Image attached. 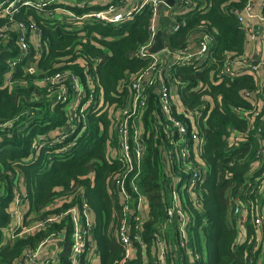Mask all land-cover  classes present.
<instances>
[{
	"label": "trees",
	"instance_id": "1",
	"mask_svg": "<svg viewBox=\"0 0 264 264\" xmlns=\"http://www.w3.org/2000/svg\"><path fill=\"white\" fill-rule=\"evenodd\" d=\"M187 2L192 9L173 14L181 27L170 35L169 47L184 50L194 33L209 34L212 63L203 68L166 59L159 63L164 72L169 68L164 75L167 85H177L172 115L163 108L159 81L147 86L149 97L141 117L145 157L137 179L145 203L139 204L135 194L131 203L133 215L142 208L143 246L136 243L135 247L137 252L153 250L154 264L155 232L165 222L164 207L175 187L188 213L191 251L182 250L173 230L166 232L172 252L168 264H264V230L251 217L240 223L235 213L236 199L250 202V193L264 173L260 154L264 104L253 127L235 110L256 108L243 91L256 90L260 82L252 72L234 79L221 74L227 63L246 53V33L235 11L244 10L249 0ZM48 15V10L22 7L13 16H0V31L7 27L5 38H0V264H17L26 251L37 250L61 229L71 247L69 216L43 222L72 206L81 207L82 195L95 222L91 233L87 232V243L93 241L99 255L90 254L88 260L82 255L79 264H120L124 248L115 230L121 223L123 203L109 193L107 179L127 167L112 156V148L118 146L113 125L132 99L129 81L153 62L151 57L135 55L149 41L152 6L147 4L117 24L91 19L68 25ZM22 22L34 23L40 37L35 41L34 32H27L29 54L18 60L22 53L18 24ZM32 63L36 73L26 70ZM65 73L76 75L79 86L69 76L55 79ZM63 87L69 100L58 101ZM77 88L85 96L74 112L70 102ZM176 121L198 133L190 138L189 161L205 178L192 185L188 162L180 159ZM71 122L75 129L66 131ZM62 132L67 136L57 140ZM236 133L241 135L240 142L229 139ZM131 182L132 177L128 187L133 194ZM68 191L70 200L61 201ZM19 194L26 197L16 216ZM34 225V231L25 232ZM130 225L133 233V219ZM71 258V252L60 256L61 264H71ZM129 264L144 263L136 255Z\"/></svg>",
	"mask_w": 264,
	"mask_h": 264
},
{
	"label": "built area",
	"instance_id": "2",
	"mask_svg": "<svg viewBox=\"0 0 264 264\" xmlns=\"http://www.w3.org/2000/svg\"><path fill=\"white\" fill-rule=\"evenodd\" d=\"M69 0H0V16H13L15 13H18L22 7L24 8H35L37 10H48L49 17L55 20H60L68 25L83 24L86 21L91 19L97 20L103 24L113 23L117 24L124 21L126 18H130L133 14L141 12L147 4L152 6V20L149 28L150 38L149 41L143 45L139 52L135 55L139 58H153V62L149 67H147L142 73L137 75L135 78L129 81V86L132 88L133 96L131 101L123 107L119 115L117 116L114 122V131L117 135L118 146L112 148V156L118 158L122 163L126 165V170L121 171L115 174H111L107 179L108 190L110 194L115 197V201L122 202L121 208V223L119 227L115 230L117 235L118 242L124 248V258L121 260L120 264H129L132 260L131 249L135 247L136 243L140 246H143V241L141 238V227L144 222L142 216V208L138 214H132V199L134 194L136 199H138L139 204L145 203V197L143 192L137 183V179L142 172V163L145 157V149L142 142V133H141V117L144 108L147 105L148 93L146 94L147 86L155 84L157 81L160 83V94L163 108L166 113L172 115L171 107L173 100V86L170 88L166 81L164 75L168 73L167 68L165 72L160 68L159 63L163 59V52H169L173 55L172 64L180 63L184 64H193L196 67L200 66L203 68L204 65H210L212 62L213 54L211 50V44L213 39L209 34H203L201 39L197 41L194 45L187 47L184 50L173 51L169 46L162 52L158 54H151L149 48L153 45L154 38L158 31V20L160 15V10L163 6H168L169 8H175L174 13H183L188 8L189 3L187 0H175L173 7L169 6L165 0H134L132 6L124 10L128 0H113L108 4L107 7L95 10L93 9L94 2L88 0H75V3L72 5L68 4ZM254 0H249L246 8L242 11L236 10L235 13L238 15L240 22L243 24V29L246 33L247 43L258 41L263 45V49L258 52L259 61L258 64H254L255 58L250 57H238L233 60V62L227 63L224 68L221 70V74L225 77L234 79L239 76L245 75L247 73H255L260 82L259 87L256 90H245L243 95L249 101L255 105V109L252 111H245L244 109H238L235 107L236 112L246 120L247 124L250 127L254 126L255 119L261 114L262 104L259 102V98H264V81H260L258 77V65L264 66V28L257 32L254 27L247 23L248 19L258 18L261 23L264 25V14L263 12L255 13L253 11ZM181 27L180 22H176L172 32L179 31ZM19 30V41L22 47V53L19 55L18 60L26 59L28 52V40L27 32L30 30L34 33H37V36L40 37V32L38 27L31 23L27 25L26 23L18 24ZM7 27L0 31V38H5ZM38 37V38H39ZM38 47L40 44L38 42ZM160 60V61H159ZM31 73H36V66L32 63L28 65L27 69ZM65 76L71 77L72 81L79 86L80 81L77 76L72 73L57 74L55 79L58 81H63ZM174 84V83H173ZM79 100L76 106L83 100L85 93L77 88ZM146 91V92H145ZM93 99V95L90 96ZM58 101H67L69 100L68 93L65 87L62 88L61 92L57 95ZM258 104V105H257ZM258 107V109H257ZM75 110V109H74ZM82 111H85L83 108ZM183 110L180 109V112ZM75 112V111H74ZM172 120H175L172 118ZM71 122L70 125L66 128V131L74 130L75 124ZM178 127V132L180 133L179 138L181 139L177 142L179 146L180 159L187 161L186 165L187 170H190V185L195 184L198 180L204 179L205 175H202L196 167H193L191 164V148L189 146L190 138L198 137L196 131H190L187 125L182 121H176ZM74 126V128H72ZM261 129H258V134H260ZM64 132H62L58 137L63 138ZM230 140L234 142H240L241 135L236 133L233 136H230ZM260 154L264 155V143L261 144ZM132 173L131 175H129ZM132 177V191L128 187V178ZM77 189V188H75ZM253 190H255L253 188ZM172 199L170 202H167L164 207L165 213V222L162 223L155 232V264H168V256L172 254L171 242L166 240V232L173 230L179 237V244L182 247V250L191 251L190 239L188 234V213L185 207L179 203V192L175 187L170 189ZM71 193L65 192V195L60 198L61 201L70 200ZM18 204L21 205V202L26 197L19 194ZM166 202V200H164ZM17 204V208L18 205ZM245 201L237 198L235 204V213L238 215L239 222L246 221V216L244 215ZM19 210V209H18ZM18 210H15L14 215L17 214ZM139 210V205H138ZM92 212L89 207V203L85 197L82 195L81 207L72 206L68 210H64L59 214H56L54 217L47 218L43 224H50L55 220H61L66 216L70 217V221L73 224L72 231V246H71V264H79L82 255L87 257V254L91 255L97 254L98 250L91 240L90 245L87 243V232L91 233L95 223L92 219ZM135 221V231L131 233V220ZM256 222L259 224L261 222L260 218H256ZM21 224L20 222L18 225ZM37 227L34 225L25 229V232L30 233L34 231ZM59 234V233H58ZM56 235V234H55ZM53 236V235H52ZM90 237V235H89ZM50 236L42 244L45 246L49 242ZM41 245V246H42ZM41 246L37 250H28L26 254L22 256V260H29L34 264H61L60 256L55 254L51 255L47 253L44 257L40 256V252L44 251L41 249ZM88 260V258L86 259Z\"/></svg>",
	"mask_w": 264,
	"mask_h": 264
},
{
	"label": "crops",
	"instance_id": "3",
	"mask_svg": "<svg viewBox=\"0 0 264 264\" xmlns=\"http://www.w3.org/2000/svg\"><path fill=\"white\" fill-rule=\"evenodd\" d=\"M88 1H91V2L95 1V4H93V7L99 6L101 8H105L109 4V0H105L104 5H101V2H99L100 0H88ZM133 2H134V0L133 1L128 0L124 10H126L127 8L132 6ZM263 4H264V0H254L253 11L255 13L262 12ZM171 7H173V6H171ZM174 9H175L174 7L169 8L168 6H163L160 10V15H159V20H158V30L159 29L163 30V35L165 37V41L167 42V46L170 45L169 37L173 33L172 29L174 28V25L177 22L173 16V14H178V13L177 12L174 13L173 12ZM179 13H182V12L180 11ZM247 23L252 25L257 32H260L264 28L263 23H261V21L258 18L248 19ZM201 36L202 35L200 32L194 33L192 35V37L190 38V45L189 46L194 45L197 42V39H199V37H201ZM33 37H35V41H38L39 36H37V33H34ZM262 49H263V45L258 41L247 43L246 53L243 57L255 58L254 64L257 65L258 61L260 60L258 52ZM162 55H163V59H166L167 61L173 60V55L169 52L165 51L162 53ZM258 66H259V68H258L257 72H258L259 80L264 81V66L263 65H258ZM175 87H177V85H175V83H174L173 84V90ZM259 102L264 103V98L263 99L259 98ZM260 166H261V164L259 162H257L256 167H260ZM258 182L261 184V186H259V188L261 187V190L264 192V173L258 179ZM263 213H264V209H263ZM17 214H16V216H17ZM92 219H93V215H92ZM18 223L16 225H18ZM59 232H60L59 234L50 236L49 242L45 246H43V245L41 246V249L44 250V251L40 252L41 257H44L45 255H47V253H49L51 255L57 254V255L63 257V256H66L67 254H69L71 252L70 244H67V241H66V238L68 239L66 231L65 230L63 231V229H61ZM46 251H47V253H46ZM97 253L98 254H95V255H99V252H97ZM131 253H132V257L138 255L140 257V260H142L144 264H153V250H151V253H149L145 250V248H140V250L137 252V248L134 247L131 249ZM89 255H90V253L87 254V258ZM94 258H95V256H93V259ZM17 264H34V263L30 262L29 260H22L21 259L18 261Z\"/></svg>",
	"mask_w": 264,
	"mask_h": 264
},
{
	"label": "rangeland",
	"instance_id": "4",
	"mask_svg": "<svg viewBox=\"0 0 264 264\" xmlns=\"http://www.w3.org/2000/svg\"><path fill=\"white\" fill-rule=\"evenodd\" d=\"M112 1L113 0H109V3L112 2ZM129 1H131V0H129ZM99 2H101V5L105 4V0H102V1L100 0ZM73 3H75V0H69L68 1L69 5L73 6ZM201 38L202 37H199V39H201ZM199 39H197V41H199ZM78 100H79L78 92L76 91L74 93L72 101L70 102L71 103V110L75 111L74 109H76V104H77ZM72 128H74V126H72ZM257 184H259L257 186V189L256 190H252L251 193H250V196H252L251 199H250L251 201L250 202H246V205H245L243 213L246 216V219L248 217H251L253 222H254V224L258 225V226H261L262 230H264V214H263L264 192L261 190V187L259 188V186H261V184L259 182ZM184 200L186 201L185 197H184ZM22 202H24V200ZM15 210H18L17 206H15ZM20 210L18 211V213L20 212ZM256 218H260L261 222L259 224L256 222ZM20 225L21 224H19L18 226H20ZM9 236L10 235H8L7 237H9ZM8 239L11 240V237L8 238ZM258 241H261V238Z\"/></svg>",
	"mask_w": 264,
	"mask_h": 264
},
{
	"label": "water",
	"instance_id": "5",
	"mask_svg": "<svg viewBox=\"0 0 264 264\" xmlns=\"http://www.w3.org/2000/svg\"><path fill=\"white\" fill-rule=\"evenodd\" d=\"M169 6H173L175 4V0H165ZM167 48V42L165 41V37L163 35V30L159 29L154 38L153 45L149 48V52L151 54H158Z\"/></svg>",
	"mask_w": 264,
	"mask_h": 264
}]
</instances>
